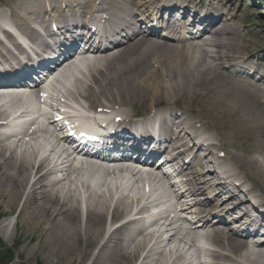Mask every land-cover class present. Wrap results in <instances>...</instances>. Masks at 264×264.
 Segmentation results:
<instances>
[{
    "label": "bare ground",
    "instance_id": "bare-ground-1",
    "mask_svg": "<svg viewBox=\"0 0 264 264\" xmlns=\"http://www.w3.org/2000/svg\"><path fill=\"white\" fill-rule=\"evenodd\" d=\"M234 2L1 0L0 8L5 10H0V19L7 17L20 34L34 43V37L46 32L50 22L56 23L58 33H73L70 30L78 26L77 20L84 23L101 13L109 24L108 33H114L115 29H135L141 15L161 17L160 13L168 12L164 37L158 35L160 26L152 25L147 32L125 35L111 48L92 50L88 83L76 80L67 95L76 105H82V101L89 111L99 108L115 112L121 117L115 130H140L144 138L148 135L145 121L136 122L132 117L154 111L159 140L150 141L148 146L159 149L160 141L167 137L170 149L175 151L174 165L183 178L180 184L184 189L176 199L187 197L196 210L195 217L202 221L200 228L184 232L170 221L159 236L169 232L168 242L187 241L191 250L197 231L205 230L214 247L206 254L210 264H264V235L263 243L254 250L248 249L241 237L258 228L264 231V36L249 37V31H242L232 8ZM176 11H182L180 19H174ZM190 16V27L203 32L191 37L192 43H186L178 36L177 26ZM68 18L71 21L65 24ZM5 35L19 50L9 34ZM12 56L7 47H0L1 61L9 64L14 60ZM2 72L4 65L0 66V75ZM253 74L258 75L256 79ZM40 132L47 134L44 129ZM3 141L0 137V216L15 212L12 228L5 234L6 242L18 235L22 241L33 242L28 256L39 252L44 259L59 264H178L175 260L182 259L175 246L173 251L178 254L167 262L158 241L152 242V236L144 232L145 221L127 219L147 210L141 205L133 211L143 199L141 194L134 200L122 194L113 198L118 194L117 184L106 185L97 193L101 185L89 188L82 182L85 195L81 200L75 186L53 188L48 180L52 171L47 167V158L36 161L34 154L16 152ZM190 142L194 152H203L204 157L192 153ZM145 152L151 156L155 150L147 148ZM63 171L78 173L68 164ZM182 209L185 207L178 210ZM234 211L239 214L238 220L252 218L245 225L248 230L245 226L239 228L242 224L233 220ZM108 217L111 222L127 220L109 229ZM5 222L0 220L1 232L7 229ZM226 225L236 230L231 232ZM155 248L158 250L150 261Z\"/></svg>",
    "mask_w": 264,
    "mask_h": 264
},
{
    "label": "rangeland",
    "instance_id": "rangeland-1",
    "mask_svg": "<svg viewBox=\"0 0 264 264\" xmlns=\"http://www.w3.org/2000/svg\"><path fill=\"white\" fill-rule=\"evenodd\" d=\"M9 1V0H8ZM264 0H235L233 5V11L237 19L238 24L240 25L242 31H249V37L253 36H264ZM256 40H252L255 42ZM128 108V106L126 107ZM127 110V109H126ZM0 220L5 222V224L11 223L15 220V212L10 216H0ZM11 230L6 229V231H0V242L4 247L12 248L14 264H59L60 261L53 260L51 263L50 260H46L42 257V253H34L33 255L28 256L29 248L33 244L28 243V241H22L23 239L18 235H14L10 242H6L7 236L5 234L9 233ZM9 231V232H8ZM3 247H0V249ZM5 248V249H6ZM3 259V258H2ZM6 262V261H5ZM2 264V263H1Z\"/></svg>",
    "mask_w": 264,
    "mask_h": 264
},
{
    "label": "trees",
    "instance_id": "trees-1",
    "mask_svg": "<svg viewBox=\"0 0 264 264\" xmlns=\"http://www.w3.org/2000/svg\"><path fill=\"white\" fill-rule=\"evenodd\" d=\"M7 256H8L9 258H12V254H7Z\"/></svg>",
    "mask_w": 264,
    "mask_h": 264
}]
</instances>
